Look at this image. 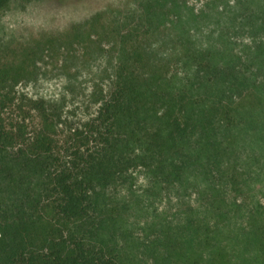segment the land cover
I'll return each mask as SVG.
<instances>
[{"label":"trees","instance_id":"1","mask_svg":"<svg viewBox=\"0 0 264 264\" xmlns=\"http://www.w3.org/2000/svg\"><path fill=\"white\" fill-rule=\"evenodd\" d=\"M222 3L216 29L191 48L179 35L181 52L145 71L142 32L123 35L128 52L95 114L61 143V111L18 96L20 69L0 65V264H123L114 189L139 167L153 191L196 193V208L225 224L245 216L264 264V0ZM205 213L201 239L213 247L218 223ZM210 254L229 264L220 247Z\"/></svg>","mask_w":264,"mask_h":264},{"label":"rangeland","instance_id":"2","mask_svg":"<svg viewBox=\"0 0 264 264\" xmlns=\"http://www.w3.org/2000/svg\"><path fill=\"white\" fill-rule=\"evenodd\" d=\"M222 2L9 0L0 10V65L20 69L15 78L18 96L43 98L61 111V124L55 131L61 143L68 127H84L95 114L97 100L110 86L122 53L128 52L126 37L121 41L123 35L135 29L142 32L144 52L148 54L145 71L181 52L186 44L177 42L179 35L191 48L216 29L220 16L215 5L221 8ZM156 19L161 23L155 33ZM170 21L174 24L171 28ZM26 122L31 130L35 119ZM129 172L131 177L114 189L120 205L113 218L118 224L114 226L116 249L123 264H215L209 255L215 247L221 248L229 264L260 263V258L254 256L252 227L245 216H233L225 224L216 215L196 208V193L185 196L164 189L156 192L142 168H131ZM1 190V198L9 194ZM261 200L264 204V196ZM187 204L192 205L190 212ZM203 213L209 223H218V230L211 231L208 241L213 247L201 239L206 232L199 219ZM188 218L193 219L192 224H188Z\"/></svg>","mask_w":264,"mask_h":264}]
</instances>
